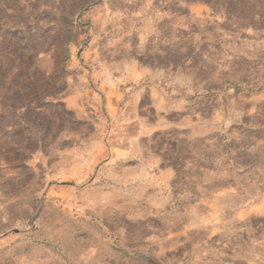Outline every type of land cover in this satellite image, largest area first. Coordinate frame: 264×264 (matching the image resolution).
<instances>
[{"label": "rangeland", "instance_id": "rangeland-1", "mask_svg": "<svg viewBox=\"0 0 264 264\" xmlns=\"http://www.w3.org/2000/svg\"><path fill=\"white\" fill-rule=\"evenodd\" d=\"M0 264H264V0H0Z\"/></svg>", "mask_w": 264, "mask_h": 264}]
</instances>
